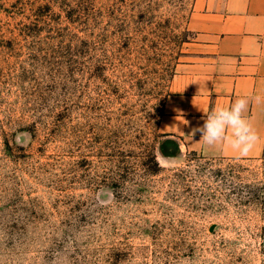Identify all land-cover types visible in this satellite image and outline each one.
Segmentation results:
<instances>
[{
    "label": "rangeland",
    "instance_id": "374dc122",
    "mask_svg": "<svg viewBox=\"0 0 264 264\" xmlns=\"http://www.w3.org/2000/svg\"><path fill=\"white\" fill-rule=\"evenodd\" d=\"M193 0H0V264H264V158L157 130Z\"/></svg>",
    "mask_w": 264,
    "mask_h": 264
},
{
    "label": "crops",
    "instance_id": "0c3cea01",
    "mask_svg": "<svg viewBox=\"0 0 264 264\" xmlns=\"http://www.w3.org/2000/svg\"><path fill=\"white\" fill-rule=\"evenodd\" d=\"M187 29L193 37L163 99L158 132L204 157L264 158V0H193ZM242 95L259 135L252 151L206 145L201 133L193 134L205 112Z\"/></svg>",
    "mask_w": 264,
    "mask_h": 264
},
{
    "label": "clouds",
    "instance_id": "9594fccd",
    "mask_svg": "<svg viewBox=\"0 0 264 264\" xmlns=\"http://www.w3.org/2000/svg\"><path fill=\"white\" fill-rule=\"evenodd\" d=\"M249 99L246 95L235 98L228 105H216L202 126L193 129L201 133L206 145L227 144L235 152L246 155L253 150L259 139L258 132L247 118Z\"/></svg>",
    "mask_w": 264,
    "mask_h": 264
}]
</instances>
